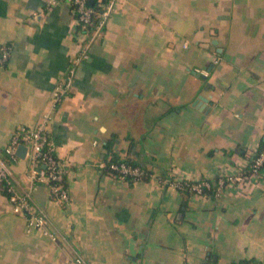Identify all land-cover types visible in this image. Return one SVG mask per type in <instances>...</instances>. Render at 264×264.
<instances>
[{"label": "crops", "instance_id": "crops-1", "mask_svg": "<svg viewBox=\"0 0 264 264\" xmlns=\"http://www.w3.org/2000/svg\"><path fill=\"white\" fill-rule=\"evenodd\" d=\"M88 38L68 0H0V153L50 112L69 163L63 201L33 182L26 152L9 162L14 189L30 192L58 239L29 226L0 181V264H264V167L219 195L162 181L236 175L259 151L264 0H116ZM108 141L148 178L101 168Z\"/></svg>", "mask_w": 264, "mask_h": 264}, {"label": "built area", "instance_id": "built-area-1", "mask_svg": "<svg viewBox=\"0 0 264 264\" xmlns=\"http://www.w3.org/2000/svg\"><path fill=\"white\" fill-rule=\"evenodd\" d=\"M70 4L74 3L72 11L76 16V20L82 24L81 31L85 32L88 40L93 35L100 32L104 27V24L114 9L115 1L110 0L107 3L100 2V5L105 7L100 17L96 19L95 8L88 3L89 0H68ZM101 1V0H99ZM89 26L92 30H89ZM89 30V31H88ZM86 49L82 48L81 51L74 58V65L71 68V73L66 80L59 83L53 90V101L57 104L68 93L71 78L75 70V65L79 61L86 57ZM8 59V49H3L0 55V62H4ZM52 114L46 112L43 114V120L37 126L22 125L17 127L8 143L4 148V153H0V181H5L9 193V199L12 203L13 209L16 212H24L28 219L29 226L42 229L53 240L58 239V234L53 230L51 220L46 211L40 207L32 198L29 191L22 193L17 192L12 184V170L9 162L11 160H17L19 158L17 149L19 145H26V155L31 159L33 166L31 168V178L33 182L46 183L50 189V193L56 196L58 199L67 201L69 199L68 187L63 184V180L68 173L69 163L61 160L57 155V145L54 142L50 133V121ZM104 161L100 162V167L103 168ZM248 169L242 171L236 175H220L218 179V188L216 195H219L221 188L227 183H234L239 181L249 180L251 176L259 175L264 167V143L261 151H259L251 160ZM111 175L129 179L131 177L133 181L141 180L146 172L139 166H132L125 162L111 163L110 172ZM162 181L165 184H172L181 190L189 189L196 194H205V188L211 187V183L207 179L191 181L185 178H164ZM77 263H82L81 257L76 258Z\"/></svg>", "mask_w": 264, "mask_h": 264}, {"label": "trees", "instance_id": "trees-1", "mask_svg": "<svg viewBox=\"0 0 264 264\" xmlns=\"http://www.w3.org/2000/svg\"><path fill=\"white\" fill-rule=\"evenodd\" d=\"M109 1L110 0H101V1H99V0H93V2H92L91 5L96 10V16H97L96 19L100 17V14L102 13V11L105 8V7H103V6L100 5V2L107 3ZM74 6H75V4L74 3L73 4L71 3V7H74ZM79 26L81 27L82 24L79 23ZM89 30H92V27L89 26ZM263 143H264V138L262 140V144H261V147L259 148V151H261V149L263 147ZM102 161L105 162V165H104L103 169L106 172H110V164L111 163H119L120 164L122 162H125L127 164L132 165V166H139L141 169H143L146 172V174L143 175L142 179L148 178L147 176L150 173V171L146 167H144L143 165H141L140 163H138L133 158H131V157H125V156H123L120 153V151H118L116 149H113L112 146H111V144L109 143V141H108V144H107V152H106V155H105V157L103 158ZM219 177L220 176H217L214 181L213 180H210V179H207V180L210 181L211 187L205 188V190H204V193L205 194L214 195L216 193V190L218 188V179H219ZM167 178L173 179V177H170V176H167ZM129 179L131 181L133 180L131 177H129ZM202 179H206V178H200L198 180H202ZM189 180L195 181V180H192V179H189ZM63 184L67 186L66 177L63 180ZM183 191H186V192H189V193H194L193 191H190L189 189H184ZM230 264H261V263H260L259 260L255 259V258H244V259L234 260Z\"/></svg>", "mask_w": 264, "mask_h": 264}, {"label": "water", "instance_id": "water-1", "mask_svg": "<svg viewBox=\"0 0 264 264\" xmlns=\"http://www.w3.org/2000/svg\"><path fill=\"white\" fill-rule=\"evenodd\" d=\"M93 0H89L88 3L89 4H92ZM26 145L24 144H21L19 145L18 149H17V153L21 156H24L25 155V152H26Z\"/></svg>", "mask_w": 264, "mask_h": 264}]
</instances>
